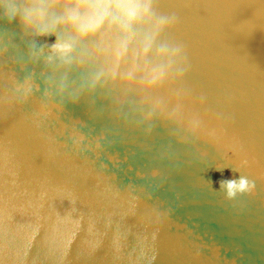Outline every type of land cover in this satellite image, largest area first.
Wrapping results in <instances>:
<instances>
[{
    "label": "water",
    "instance_id": "obj_1",
    "mask_svg": "<svg viewBox=\"0 0 264 264\" xmlns=\"http://www.w3.org/2000/svg\"><path fill=\"white\" fill-rule=\"evenodd\" d=\"M140 2L87 39L77 0L0 17V264H264V0Z\"/></svg>",
    "mask_w": 264,
    "mask_h": 264
},
{
    "label": "clouds",
    "instance_id": "obj_2",
    "mask_svg": "<svg viewBox=\"0 0 264 264\" xmlns=\"http://www.w3.org/2000/svg\"><path fill=\"white\" fill-rule=\"evenodd\" d=\"M59 3L60 0H49L47 3L0 0V17L8 22L16 21L35 30L38 35H47L55 30V25L46 20L47 9L59 6ZM147 11L148 6L140 0H77L60 22L70 25L77 38L87 39L97 35L106 24H116L122 30H130ZM53 51L61 57L69 56L73 46L58 41L53 45ZM250 188V181L243 175L235 180L220 182L221 191L229 199L248 192Z\"/></svg>",
    "mask_w": 264,
    "mask_h": 264
}]
</instances>
